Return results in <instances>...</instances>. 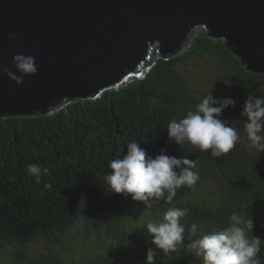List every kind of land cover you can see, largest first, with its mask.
<instances>
[{"label": "trees", "instance_id": "trees-1", "mask_svg": "<svg viewBox=\"0 0 264 264\" xmlns=\"http://www.w3.org/2000/svg\"><path fill=\"white\" fill-rule=\"evenodd\" d=\"M195 32L183 51L169 58L154 54L142 77L96 99L72 100L51 114L0 117V263L149 264L151 249V264H193L196 256L187 247L191 225L196 223L204 233L220 231L235 211L253 219L250 238L262 240L258 259L264 264V152L252 155L236 146L212 157L210 150L176 145L167 133L172 120L195 110L209 94L235 100V107L225 109L221 119H233L241 128L247 119L241 116L247 97L264 89L263 73L249 71L223 40L201 28ZM206 54L214 55L224 71L206 73L210 85L201 90L193 86L191 64ZM133 141L153 158L161 149L169 156L186 155L196 163L192 170L200 177L198 183L177 189L171 203L153 200L150 208L131 195L108 193L110 162L122 159ZM33 163L48 169L39 184L27 171ZM210 179L220 185L218 199L200 201L194 193ZM46 183L51 188L46 189ZM82 193L87 202L78 214ZM169 208L188 211L180 220L186 229L183 243L166 254L152 243L146 225L162 220ZM144 215L150 219L133 222ZM101 234L111 241L109 250L87 262L59 251L60 246ZM37 241L45 245L30 251Z\"/></svg>", "mask_w": 264, "mask_h": 264}, {"label": "water", "instance_id": "water-1", "mask_svg": "<svg viewBox=\"0 0 264 264\" xmlns=\"http://www.w3.org/2000/svg\"><path fill=\"white\" fill-rule=\"evenodd\" d=\"M199 28L264 74V0H0V117L96 99L142 77L155 52L183 51ZM16 55L34 57L37 73H20Z\"/></svg>", "mask_w": 264, "mask_h": 264}, {"label": "clouds", "instance_id": "clouds-1", "mask_svg": "<svg viewBox=\"0 0 264 264\" xmlns=\"http://www.w3.org/2000/svg\"><path fill=\"white\" fill-rule=\"evenodd\" d=\"M16 40V35L9 37ZM13 63L17 70L25 75H35L38 71L34 57L16 55ZM18 85L23 83V75L14 74L8 67L2 69ZM235 100L231 97L214 98L206 95L179 121L172 120L167 126L169 139L178 146L188 143L201 152L210 150L212 157H221L232 151L241 136L238 130L231 126L226 119H221L225 109L235 107ZM243 130L249 145L260 154L264 152V94L257 97L250 94L243 106ZM195 161L186 155L181 157L169 156L165 149L153 158L137 142L127 144V154L122 159L110 162V174L105 176L106 191L108 193L131 195L135 201L142 202L146 207L152 206V201L165 200L171 203L176 196L177 189L188 186L194 187L200 177L193 171ZM28 174L34 177L37 184L48 173L47 168L38 164L27 166ZM46 189L51 184L46 183ZM87 197L81 194L78 214H83ZM187 209L169 208L162 220L152 221L146 225L148 233L152 234V243L166 254L175 252L178 245L184 241L185 226L181 224V217L187 214ZM255 227L253 219H245L238 212H233L228 224L220 231L204 233L193 223L190 228L191 242L187 247L202 264H261L258 259L261 239L253 237ZM264 227V225H262ZM200 233L199 236L197 234ZM195 237V238H194ZM153 259L152 250L147 252L149 264Z\"/></svg>", "mask_w": 264, "mask_h": 264}, {"label": "rangeland", "instance_id": "rangeland-1", "mask_svg": "<svg viewBox=\"0 0 264 264\" xmlns=\"http://www.w3.org/2000/svg\"><path fill=\"white\" fill-rule=\"evenodd\" d=\"M200 29V28H199ZM196 34V32H195ZM194 36V33L192 34ZM191 36V38L193 37ZM188 46V45H187ZM154 54L159 55V53L155 52ZM153 54V55H154ZM154 58V56H153ZM219 61L216 59V57L212 54H206L193 62L191 64L192 66V73L195 77L192 80L193 86L197 87V89L204 88L207 85H210V82L208 80L210 75H205L206 73L213 72L211 76L217 73V71L220 69V72L224 71L223 67H220ZM264 94V89L256 91L252 95H256L259 97L260 95ZM231 126L235 127L241 136V141L237 143L236 146H241L247 149L252 155H257L258 152L255 148L250 147L249 141L246 139V133L243 130V126L241 128H238L235 124L233 119L229 120ZM220 176V173H218ZM218 187H220L219 184H216L213 180H208L205 182L197 191L194 193V196H196L200 201H208V202H215L218 199L219 190ZM150 218L144 216L139 217L138 219L133 220L135 223H141L145 220H149ZM152 220V219H151ZM150 220V221H151ZM154 221V219H153ZM111 241L108 239V237H104L102 234L98 237L92 239V240H82L78 239L74 241L70 246L64 247L60 246L59 251L67 258H75L78 261L84 259L83 261L87 262L86 260L90 259L91 257L95 256L97 253L104 252L106 250H109ZM45 245V241H37L32 243L29 246L30 251L36 250L38 247H43ZM58 250V249H57ZM7 255L10 256V250H6ZM0 264H8V263H0ZM193 264H202V260L197 258L195 259Z\"/></svg>", "mask_w": 264, "mask_h": 264}]
</instances>
